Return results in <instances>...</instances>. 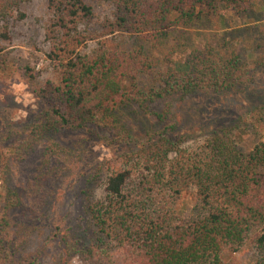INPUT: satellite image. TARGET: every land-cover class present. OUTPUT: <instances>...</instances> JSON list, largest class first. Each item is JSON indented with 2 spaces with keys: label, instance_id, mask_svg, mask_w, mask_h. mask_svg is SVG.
Here are the masks:
<instances>
[{
  "label": "trees",
  "instance_id": "obj_1",
  "mask_svg": "<svg viewBox=\"0 0 264 264\" xmlns=\"http://www.w3.org/2000/svg\"><path fill=\"white\" fill-rule=\"evenodd\" d=\"M19 1L0 0V19ZM101 1L114 6L111 17L98 18L89 0H48V57L59 79L41 88L50 107L40 133L46 138L61 127L95 124L112 129L125 145H139L120 155L128 166L108 176L104 198L88 203L95 234L80 256L85 264H237L236 254L248 246L257 264H264V141L249 152L239 147L237 132L248 129L246 121L213 129L201 154L180 149L170 131L174 123L149 128L136 142L124 112L133 106L149 112L150 105L163 102L155 113L163 122L171 113L170 96L245 87L253 68L242 53L230 42H196L191 33L212 28L230 8L248 11L259 0ZM175 33L173 49L155 56ZM117 34L134 36L136 44L120 49L106 37ZM1 36L8 38L6 32ZM98 36L105 37L100 47L79 52ZM1 44L0 39V52ZM250 117L253 125H247L257 134L264 115ZM35 141H14L10 149L27 153ZM191 187L196 204L186 214L188 204L179 201Z\"/></svg>",
  "mask_w": 264,
  "mask_h": 264
},
{
  "label": "rangeland",
  "instance_id": "obj_2",
  "mask_svg": "<svg viewBox=\"0 0 264 264\" xmlns=\"http://www.w3.org/2000/svg\"><path fill=\"white\" fill-rule=\"evenodd\" d=\"M89 2L98 18L112 16L111 3ZM251 7L248 11L230 8L212 28L191 33L196 42H230L253 68L250 82L230 91L170 96L171 113L163 122L155 116L164 109L163 102L150 105L149 112L138 106L125 109L135 127L136 142L145 138L147 129L170 128L174 123L176 127L170 131L180 149L203 154L213 129L238 121H246L248 127L237 132L243 151H252L264 141V120L257 134L247 125H253V112L264 115V0ZM51 17L48 0H20L0 19V31L8 34V38H0V264H85L79 251L95 234L86 207L90 200L104 198L112 172L128 166L120 155L139 147L117 141L112 129L95 124L61 127L52 136H42L39 123L50 106L41 88L47 81L59 79V71L48 57L46 27ZM175 35L154 55L168 54ZM106 37L120 49L136 44L130 35ZM104 38H88L79 52L100 47ZM33 138L36 141L27 153L10 149L14 141L18 145L24 140L27 145ZM175 155L171 152L169 158ZM194 190L191 187L179 201L188 204L186 214L196 204ZM235 258L237 264L258 262L257 253L248 246Z\"/></svg>",
  "mask_w": 264,
  "mask_h": 264
}]
</instances>
